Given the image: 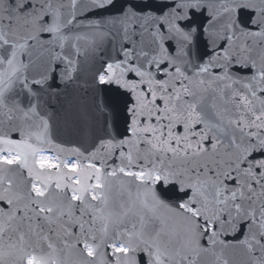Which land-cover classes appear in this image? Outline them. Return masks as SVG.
Wrapping results in <instances>:
<instances>
[{
	"label": "snow or ice",
	"instance_id": "snow-or-ice-1",
	"mask_svg": "<svg viewBox=\"0 0 264 264\" xmlns=\"http://www.w3.org/2000/svg\"><path fill=\"white\" fill-rule=\"evenodd\" d=\"M0 264H264V0H0Z\"/></svg>",
	"mask_w": 264,
	"mask_h": 264
},
{
	"label": "water",
	"instance_id": "water-1",
	"mask_svg": "<svg viewBox=\"0 0 264 264\" xmlns=\"http://www.w3.org/2000/svg\"><path fill=\"white\" fill-rule=\"evenodd\" d=\"M65 139H69V137L65 136Z\"/></svg>",
	"mask_w": 264,
	"mask_h": 264
}]
</instances>
